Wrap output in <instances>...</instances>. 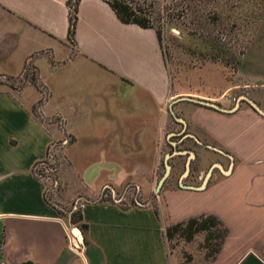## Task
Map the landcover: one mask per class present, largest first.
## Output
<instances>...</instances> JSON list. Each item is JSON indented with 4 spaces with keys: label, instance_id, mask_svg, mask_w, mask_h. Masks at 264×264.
I'll list each match as a JSON object with an SVG mask.
<instances>
[{
    "label": "crops",
    "instance_id": "obj_1",
    "mask_svg": "<svg viewBox=\"0 0 264 264\" xmlns=\"http://www.w3.org/2000/svg\"><path fill=\"white\" fill-rule=\"evenodd\" d=\"M67 12L66 0H0V75L34 66L50 93L44 115L64 119L62 131L33 115L38 92L31 85L0 90V264H169L163 226L199 214L215 216L227 229L211 264H264V202L256 205L262 214L232 223L211 207L222 202L223 181L236 175L230 165L208 186L200 167L197 186L165 190L157 214L144 204L124 208L98 198L105 188L141 189L136 180L151 176L168 114L182 131L187 126L184 136L196 143L210 138L232 160L252 152L238 147L248 139L264 160V117L248 108L224 114L195 106L181 108L184 123L170 109L176 98L165 107L169 77L152 28L121 23L103 0H78L71 44ZM63 135L69 141L60 198L91 196L80 204L91 261L67 248V222L45 201L31 171ZM252 176L264 178V171ZM257 191L264 201V186Z\"/></svg>",
    "mask_w": 264,
    "mask_h": 264
},
{
    "label": "rangeland",
    "instance_id": "obj_2",
    "mask_svg": "<svg viewBox=\"0 0 264 264\" xmlns=\"http://www.w3.org/2000/svg\"><path fill=\"white\" fill-rule=\"evenodd\" d=\"M140 1L146 7L150 5L156 13L154 23L159 32L170 85V97L165 107L173 98L187 96L208 100L218 109L229 112L240 108L252 110L243 99L245 97L264 110V0ZM24 68L25 71L18 75L0 77V90L18 91L25 85L38 90L37 83L33 81L32 72L36 74L34 66L27 62ZM195 106L229 114L185 99L172 103L170 109L175 118L186 123L181 108ZM182 127L178 120L167 115L157 147V159L153 158L150 163V178L136 180L142 184L141 189L137 194L127 190L124 197L130 201L135 196L142 204L156 211L164 210L162 193L165 190L178 185L197 186L200 180L196 179V175L200 167L205 178L204 185L208 186L222 177L230 165L236 175L223 181L222 202L210 203L211 207L231 223L243 220L248 214H262L263 210L256 205L264 202L257 191L264 186V178L253 177L252 173L255 170L264 171V160L263 153L253 151V142L243 140L238 147L249 146L252 152L243 160L240 157L232 160V155L219 148L215 141L203 138L201 143H196L184 136L190 131L187 126L182 131ZM64 150L59 153L63 156V162L58 175L65 164ZM201 159L202 165L199 163ZM186 160L190 166L187 174L183 171ZM65 189L60 179L59 189L51 203L67 222V248L74 254L90 257L91 261L89 254H94L93 250L80 245L72 232L73 228H77L76 224L69 221L70 213L80 209L82 202L91 201V196L72 193L67 194L70 197L62 199L60 194ZM203 236V232H197L187 241L177 233L165 239L169 264H211L215 254L207 256L212 246L203 244ZM214 241L215 238L210 243Z\"/></svg>",
    "mask_w": 264,
    "mask_h": 264
},
{
    "label": "trees",
    "instance_id": "obj_3",
    "mask_svg": "<svg viewBox=\"0 0 264 264\" xmlns=\"http://www.w3.org/2000/svg\"><path fill=\"white\" fill-rule=\"evenodd\" d=\"M106 2L116 18L121 23L136 24L141 28H152L155 31L156 37L159 41V32L155 26V12L151 9V6H145L143 1L140 0H103ZM78 0H66L68 8L67 12V34L66 40L69 43L74 41V26L76 20V6ZM155 13V14H154ZM210 37V34H208ZM208 37V36H207ZM160 43V42H159ZM214 47V46H213ZM105 199L101 198L100 200ZM134 205L132 202L128 205H120L121 207H129ZM155 214L157 211L153 209ZM57 212V210H56ZM58 213V212H57ZM59 214V213H58ZM69 221L76 224V227L84 232L86 224L81 220L80 209L70 213ZM68 221V222H69ZM214 229H217L215 231ZM203 232V244L212 246L207 256L212 257L219 249L224 236L226 235V227L213 215L211 214H199L196 216L189 217L185 220L178 221L176 223L165 224L163 226V237L164 240L172 238L175 234L180 233L181 236L187 241L191 240L194 233ZM215 238V241L210 243V240ZM82 244L88 246V242L83 237ZM21 264H33L30 261L22 262Z\"/></svg>",
    "mask_w": 264,
    "mask_h": 264
},
{
    "label": "built area",
    "instance_id": "obj_4",
    "mask_svg": "<svg viewBox=\"0 0 264 264\" xmlns=\"http://www.w3.org/2000/svg\"><path fill=\"white\" fill-rule=\"evenodd\" d=\"M25 71L23 68L22 72ZM33 74V81L37 83V92H38V99L35 102V116L39 121L45 124H53L56 128L64 131V119L62 116L54 114L51 116L44 115L42 108L47 103L49 99V90L47 86L39 79V76ZM4 75H0L3 77ZM67 144V138L64 137L59 141H51L46 150L44 156L35 161L32 165V175L35 179L40 181L43 184V197L47 203L53 205L51 203L52 197L55 196L57 193L59 186H60V179H59V169L63 162V156H60L59 153L63 151L65 145ZM127 190H132L134 194H137L138 189L131 184L125 185L120 192H110L108 189L105 188L101 195L98 197L107 198L111 200L114 199L119 205H128L129 203H133L134 205H142V203L137 200L135 196L129 201L124 197V194Z\"/></svg>",
    "mask_w": 264,
    "mask_h": 264
},
{
    "label": "water",
    "instance_id": "obj_5",
    "mask_svg": "<svg viewBox=\"0 0 264 264\" xmlns=\"http://www.w3.org/2000/svg\"><path fill=\"white\" fill-rule=\"evenodd\" d=\"M190 100L192 102H197V103H200V104H203V105H206V106H209V107H214V108H217L216 105H214L213 103L209 102L208 100H199V99H195V98H191V97H178L176 98L175 100L178 101V100ZM243 99L249 104V106L251 107V109L256 112L257 114H259L260 116L264 117V110H262L255 102H253L252 100L250 99H247L245 97H243ZM174 100V101H175ZM218 109V108H217ZM218 110H221L223 112H229V110H224V109H218ZM182 121V120H181ZM72 232L73 234H75V236L77 237V240L79 242H82V239H83V236H82V233L81 231L78 229V228H73L72 229Z\"/></svg>",
    "mask_w": 264,
    "mask_h": 264
},
{
    "label": "flooded vegetation",
    "instance_id": "obj_6",
    "mask_svg": "<svg viewBox=\"0 0 264 264\" xmlns=\"http://www.w3.org/2000/svg\"><path fill=\"white\" fill-rule=\"evenodd\" d=\"M212 150L213 151H216L215 149H212ZM177 154H180V153H177ZM189 169H190L189 162H188V160H186L185 164L183 165V171H184V173L187 174V172L189 171Z\"/></svg>",
    "mask_w": 264,
    "mask_h": 264
}]
</instances>
